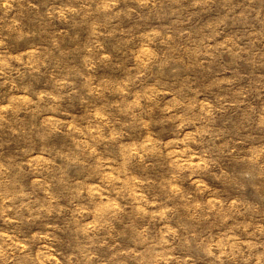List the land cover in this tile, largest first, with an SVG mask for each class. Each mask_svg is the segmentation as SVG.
Here are the masks:
<instances>
[{"label":"rangeland","instance_id":"1","mask_svg":"<svg viewBox=\"0 0 264 264\" xmlns=\"http://www.w3.org/2000/svg\"><path fill=\"white\" fill-rule=\"evenodd\" d=\"M0 264H264V0H0Z\"/></svg>","mask_w":264,"mask_h":264}]
</instances>
